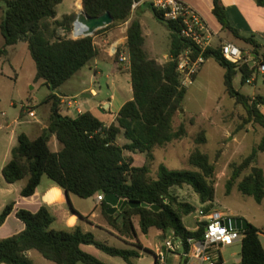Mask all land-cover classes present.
Returning <instances> with one entry per match:
<instances>
[{
	"label": "trees",
	"instance_id": "trees-1",
	"mask_svg": "<svg viewBox=\"0 0 264 264\" xmlns=\"http://www.w3.org/2000/svg\"><path fill=\"white\" fill-rule=\"evenodd\" d=\"M143 0H83V7L90 17H98L109 12L114 23L98 30L95 35L127 22L135 3ZM264 7V0H254ZM63 0H7L6 11L1 23L5 47L20 42L27 43L28 50L36 66L35 81H43L50 94L44 103L51 104L49 126L36 139L31 140L22 133L18 144L11 151V159L4 166L2 175L7 183H16L27 178L21 191L23 197L35 194L44 176L62 188L67 195L73 194L89 199L99 194L115 195L119 199L146 202L159 205L163 210L155 212L148 208L126 206L122 211L110 214V205L104 198L101 202L102 214L109 227L120 237L136 240V222L144 234L151 228L169 231L186 241L199 237L201 232L189 230L183 218L196 212V207L182 202L173 195L171 189L189 185L198 194L201 203H210L211 210L216 196V167L210 157L200 150L194 151L189 163L196 169L170 170L160 165L156 179L149 178L150 163L134 166L132 157L125 152L146 154L148 161L154 160V149L165 146L173 140L182 139L187 130L181 125L174 130L173 122L177 112L183 110L187 88L182 86L177 59L187 49L194 52L200 49L181 36V28L176 22L166 21L163 12L149 4L155 18L164 23L171 35V60L159 64L150 59L145 51V38L138 20H134L127 30V51L130 57V74L133 98L120 109L116 121L110 126L95 117L91 112H83L77 117L65 115L61 110V98L55 93L76 73L86 67L98 55L94 36L72 39L61 36L58 30L71 33L76 15H65L56 20L57 7ZM213 14L222 29L234 38L252 48L257 61L264 63V48L254 37H244L232 26L222 0H213ZM207 60L213 58L225 69L224 84L226 93L237 103L242 104L250 117L264 127V114L259 106L264 105V96L250 99L234 86L238 73L242 84L255 76L256 67L241 66L227 61L219 48H208L204 54ZM118 61V60H116ZM119 62L121 60L119 59ZM197 75L194 76V80ZM123 134L128 141L120 146L117 141ZM55 136L61 144L58 152L52 151L50 142ZM205 142V137L200 140ZM264 153V135L261 142L239 166L233 169L227 182V192L231 193L237 180L247 169L256 165L258 154ZM239 191L253 197L257 203L264 199V173L252 170L238 183ZM14 204H8L0 214V227L13 212ZM17 217L25 224L21 233L0 239V263L33 264L27 257L31 249L39 251L46 259L56 264H106L97 257L82 250V245H93L104 253L120 257L128 264L140 258L142 246L135 249H122L97 240L93 232H86L81 226L70 230L52 228L55 217L45 206L36 213L25 209L17 211ZM87 219V218H84ZM242 264H264V247L260 239L261 230L251 223L243 230ZM186 259L185 263H188Z\"/></svg>",
	"mask_w": 264,
	"mask_h": 264
},
{
	"label": "rangeland",
	"instance_id": "rangeland-1",
	"mask_svg": "<svg viewBox=\"0 0 264 264\" xmlns=\"http://www.w3.org/2000/svg\"><path fill=\"white\" fill-rule=\"evenodd\" d=\"M6 2L7 0H0V26L7 8ZM80 2L81 0H63L57 7L59 17L62 19L64 14L70 13L72 8L77 14L80 10H82L83 13L82 2ZM79 3L81 4V8L78 7ZM216 23L219 24L217 19ZM149 24L158 36L157 39L154 40L151 34L148 33L147 49L150 53V57H154L152 53L153 42L156 44L155 53L162 56L164 54L170 55L171 35L168 27L159 20L149 21ZM74 29L75 26L73 25V31ZM212 29L218 31L217 25L212 26ZM58 32L61 36L73 37L72 32L66 34L63 29L58 30ZM220 34L223 35L224 33ZM80 37L82 36L77 38ZM224 40H226L225 37L221 42H218L215 48H219L221 44L224 43ZM235 42L242 50L252 51V49H248L249 47H247L245 43L239 41ZM4 47L5 40L0 28V51H2ZM123 52L124 48L122 47L116 50V53H111L113 55L112 61H119ZM170 60L171 58L169 56L166 62ZM203 66V69H201L202 72H199L200 74L198 73L199 76H197L192 84H186L184 82L185 77H180L182 86L187 88V94L183 102V110L176 113L173 126L174 130H179L180 126L184 125L187 130L186 136L182 139L173 140L165 146L156 147L154 149V160L151 162L147 160L146 154L143 153L126 151L125 155L127 158H133L134 166L141 167L149 162L151 170L149 178L156 179L158 169L162 164L170 170L195 171L196 169L189 163V157L194 151L200 150L210 157V161L216 167V196L212 208L226 211L230 214H246L250 219H255L258 221L257 223L262 225L264 223V207H260L254 198L244 196L237 188H234L231 193H228L227 178L232 176L233 169L242 164L245 158L252 153L253 149L259 145L264 135V127L256 123L250 117L247 109L242 104L237 103L235 99L231 98L226 93L224 84L225 69L213 58L207 60ZM85 72H87L86 77L80 78L79 75L75 76L68 81L67 87L63 85L60 90L63 91L61 95H67L71 91L70 93L76 95L81 102L85 103L83 106L85 111L91 110L103 121L107 119L105 110L98 106L102 100L112 99V111L117 112L123 104L133 97L129 73L123 70L112 72L111 69L106 68L103 71L97 72H100V74H98V79L92 83V88L102 91L100 92V96H93L88 99L89 103H87L86 99L81 98L83 94L81 92L82 89L91 84L87 68H84L81 74L85 75ZM115 73L118 74L113 75ZM35 75L36 66L28 50L27 43L20 42L17 45L9 46L5 53L0 54V126H4V128L0 129V169L12 145L9 141L14 128L5 127L7 126L6 122L20 117L23 112L22 106L28 101L34 100V102H37L41 106L44 103V99L51 93L48 86L45 85L43 81H35ZM234 83V86H236L235 88L250 99H255L257 96H260L255 93L264 96V77L262 75L258 76L257 83L254 81L251 85H246L243 88L240 86V75L235 77ZM253 94L255 95L252 96ZM12 103L13 105H11ZM63 112L65 115H69L70 113L68 109L63 110ZM2 113H5V115ZM21 119H25L23 115ZM114 119L113 122L111 120L108 122L107 127L116 121V118ZM16 129L19 132L22 128L16 127ZM202 137H205V142L200 141ZM16 142L17 139L13 141V143ZM127 142L123 134L119 136L117 141L120 146H124ZM53 147L55 146L52 145V149ZM255 168H260L264 172V153H259ZM250 172V168L245 170V175ZM1 173L2 172H0V175ZM171 192L173 195L177 196L180 201L191 203L196 207L195 213L183 218L184 225L187 228H195L197 225L195 218L197 209L202 208L198 194L189 185L174 187L171 189ZM73 196L80 200L85 212L88 211V213H90L93 211L94 199H81L76 195ZM101 220L102 223L105 224V220L102 217ZM157 234L158 230L155 228H152L149 234H144L141 230H138L139 241L142 245L151 247L152 249H154L159 242L160 245L164 242V237H159ZM96 235L100 241L108 240V243L112 246H123L120 241L112 238L101 230H98ZM261 241L264 243V237L261 238ZM91 248L93 253L104 255V253L100 252L95 246ZM241 250V243L225 247L223 249V256L227 261L226 264H241L237 262V259L241 258ZM148 254L146 253V260L142 261L141 264H150L151 256ZM234 254L235 256H233ZM117 260L123 262L121 258ZM168 264L172 263L168 262ZM188 264H195V262L189 260Z\"/></svg>",
	"mask_w": 264,
	"mask_h": 264
},
{
	"label": "crops",
	"instance_id": "crops-1",
	"mask_svg": "<svg viewBox=\"0 0 264 264\" xmlns=\"http://www.w3.org/2000/svg\"><path fill=\"white\" fill-rule=\"evenodd\" d=\"M152 1L153 0H143V1L138 2L137 5H134L132 15L127 22H125L119 26H116L114 28H111L110 30L101 32L98 35L94 34L95 35L94 41H95V45L97 46V49H98V55L86 67H84V68H87L89 71L88 75L90 77L91 84L89 86H85L82 89L81 92L83 94L84 93L90 94L91 95L90 98H92L93 96L94 97L100 96V94H101L100 92H102V91L101 90L98 91L97 89L92 88V83H94L98 79V76H99L98 74H100V72L99 73H97V72L101 71V70L103 71L106 68L111 69L112 72L121 71V70L127 71V73H129L130 79H131L130 57H129V53L127 51L126 43H127V30L129 28L130 24L134 20H138L141 24L143 36L145 38L144 48H145V51H146L148 57H150V55H149L150 53L147 49L148 33L151 34V36L154 38V40H156L158 37L157 34L155 33V31L150 27V24H149V21H158L155 18L152 11L149 9V4H151ZM180 1H182L183 3L189 5L191 8H193L204 19V21L208 24L209 28L215 34V37L213 40L214 46H217L218 42H221V40H223L224 37L226 40H224L223 42H232L234 44H236L235 41L242 42V41L234 38L227 31H224L219 22H218L219 24L216 23V17L213 14V0H180ZM81 2H82V6H83V0H81ZM222 2L224 4V6L226 7L228 19H229L230 23L232 24V26L234 28L238 29L242 36L254 37L255 40H257L264 48V7L259 6L254 0H222ZM83 10H84V7H83ZM78 12L79 13L77 14V12H74L73 8H72L70 13L64 14V16L75 14L76 19H77L78 15H80L82 13V10H80ZM59 18L60 17H59L58 12H57L56 20L61 19V18L60 19ZM215 25H217L218 31H214V29H212V26H215ZM219 31H220V33H224V34L221 35L219 33ZM71 32L73 33V28H72ZM67 34H70V33H67ZM69 38H71V37H69ZM72 39H78V38H74V36H73ZM155 46H156V44H155V42H153L152 43V47H153L152 53L154 54L153 55L154 57H152V58L150 57V58L157 60V62H159L160 64H164L170 55L164 54L162 56L158 53H155V51H156ZM246 46L249 47L248 49H252L249 45L246 44ZM122 47L124 48V52L122 53V56L120 58L121 62L116 61V60L112 61L113 55L111 53H112L113 49L115 48L116 50H118ZM159 56H160V59H159ZM84 68L82 70H80L78 73H76L74 75V77L78 76V75L80 78L81 77L83 78L84 76L86 77L87 72H85V75L81 74L82 71L84 70ZM201 72H202V70L200 71V73ZM118 73H121V72H118ZM118 73H115L113 75H116ZM199 74L197 76H199ZM238 75H240V86H241V88H243L246 85L252 84V83L251 84L246 83L243 85L241 73H238L236 75V77ZM195 80H193V81H195ZM257 81H258V77L256 78L255 83H257ZM234 82H235V79H234ZM64 85H65V87H67L66 85H68V81ZM234 85H235V83H234ZM61 87L55 93L61 98L62 113L65 114L63 112V110L68 109L70 112L69 116L74 117V118L77 117V115L79 114L76 111V108L81 107L82 112L83 111L84 112H87V111L91 112L95 117H97L100 121H102L105 124V126H107L108 122L110 120L113 122L115 120L114 118H117L121 107L124 105L123 104L117 112H113L112 111V105H113L112 99L102 100L98 106H99V108L101 107L102 109L105 110V116L107 119H106V121H103L98 116H96L91 110L85 111L83 109V106L85 105V103L81 102L76 95H73L72 93H70L71 91L67 95H61V93L63 92V91H60ZM64 89H66V88H64ZM255 94L262 96L259 93H255ZM255 94H253L252 96H254ZM90 98H82V99H86L87 103H89L88 99H90ZM132 98H130L129 100H131ZM45 99H44V101H45ZM11 105H13V103ZM26 105H29L32 110H35L36 118L32 119V120L31 119L29 120L26 118L21 119L22 118V114H21L20 117H16L14 120H12L10 122L5 121L7 123V126H5V127H7V128L13 127L14 129L12 130V136H11L10 141H9V143L12 144L11 149L7 152V154L5 156V159L1 165V169H0L1 171L0 172H2L4 166L10 161L11 151L14 147L17 146L18 137L20 134L24 133L31 140H34V139L38 138L44 132V130H46L49 126L51 104L43 103L40 106V104H38L37 102H34V100H33V101H28L26 103ZM259 109L264 114V105L259 106ZM2 114L5 115V113H2ZM16 127H21L22 128L21 131L18 132ZM1 128H4V126H0V129ZM16 139H17V142L13 143V141H15ZM235 140H236V138H235ZM52 145L55 146V147H53V149H52ZM50 147H51L52 151H55V152H58L61 149V144L58 142V140L55 136H53L52 141L50 142ZM258 157H259V154H258ZM255 167H256V165L253 166L251 170L253 171V168H255ZM258 169H260V168H258ZM45 177H47V176H44L42 178L41 183L38 186V188L36 189V192L34 195H32L30 197H23L21 195V191L23 190V188L27 184V178L23 179L21 181H18L16 183L10 184V183H7L5 181V179L1 173V175H0V214L4 211V209L6 208V206L8 204L13 203L14 204V210L8 216L5 223L0 227V239H6L9 237L15 236V235H17V234H19L25 230V224L17 217V211L18 210L25 209V210H28L32 213H36L37 211H39V209L41 207L45 206L49 209V211L55 217V222L52 225L53 229H55V230H70V229H74L78 226H81L86 232H93L95 234L96 238H97L96 232L98 230H101V231L107 233L112 238L120 241L123 244V246H121V247L114 246V247L122 248V249H135V244L139 243L142 246V249L140 250L141 257L132 259V264H141L142 261L146 260V257H147L146 253L147 254L149 253L151 256L150 264H155V254L160 249V242L158 244H156L154 249H152L151 247L142 245V243L139 241V237L136 240H129V239L127 240V239L120 237L107 224V221L102 214L101 203L97 202V196L89 198V199L95 200L93 211L90 213H88V211L85 212L84 209L82 208V203L80 202V200H78L77 198H74L73 194L67 195L62 188L57 186L48 177L47 178H45ZM244 177H245V172L237 180V183L233 187V189L234 188L238 189V183L240 181H242V179ZM230 178H231V176H229L227 178V182L230 180ZM238 191H239V189H238ZM244 196H246V195H244ZM247 197H250V196H247ZM201 204H202V208L197 209V211L201 210V209L206 210V208L210 205V203H205V204L201 203ZM213 205H214V203H213ZM258 205L260 207H264V199L261 203H258ZM212 209H215V208H212ZM223 212L227 213L232 218L233 217H240V218L246 219L248 221V223L253 224L254 226H256L257 228H259L261 230L260 239L262 237H264V223L262 225H260L259 223H257L258 222L257 220L250 219L246 214H243V213H231L230 214L226 211H223ZM101 217L105 220V224L102 223ZM84 218H87V219H84ZM136 228H137V232H138V230H140L138 222H136ZM151 229L149 230L148 234L150 233ZM194 229L195 228L189 229V230H194ZM157 235L159 237L163 236V232L158 230ZM97 240L100 241V239H98V238H97ZM102 242H105L108 245H110V243H108V240L102 241ZM241 244H242V242H241ZM262 244L264 247V243H262ZM92 246L93 245H82L81 248L83 251H85L89 254H92L93 256L97 257L98 259L105 262L106 264H128L122 258L121 259L123 262H120L119 260H117L120 257L110 256V255L104 253L103 251H101L99 249L98 250L100 252L104 253V255H102L100 253L95 254L91 250ZM110 246H112V245H110ZM241 253H242V250H241ZM26 255H27L28 259L33 264H56L55 262L46 259L36 249L29 250ZM233 256H235V254ZM168 262H171L172 264H182V259L177 257V256L171 255L168 258ZM237 262L242 264V254H241V258L237 259ZM226 263H227V261L225 260V258L223 256V263L222 264H226ZM0 264H4V263H0ZM79 264H84V263H79ZM184 264H186V263H184Z\"/></svg>",
	"mask_w": 264,
	"mask_h": 264
},
{
	"label": "built area",
	"instance_id": "built-area-1",
	"mask_svg": "<svg viewBox=\"0 0 264 264\" xmlns=\"http://www.w3.org/2000/svg\"><path fill=\"white\" fill-rule=\"evenodd\" d=\"M151 4L163 12L166 21L176 22L181 28V36L200 49L197 57H194L193 50L187 49L177 59L180 76L185 77L186 84H192L193 76L197 75L207 62L204 56L206 50L215 48L214 32L193 8L180 0H153ZM74 26L73 36L84 37L83 32L77 34L78 23ZM220 50L224 58L233 64H249L251 67H256L255 76L247 83H253L259 75L264 77V63L257 61L252 51H244L232 42L222 43ZM112 53H116V49ZM76 110L78 113L82 112L81 107H77ZM22 111L23 118L29 120L36 118L35 110L29 105H23ZM104 198L102 194L97 195V202L101 203ZM195 218L197 225L192 231L201 232V235L187 239L188 251L186 241L174 231H170L155 254V264H168L171 255L181 259L186 256V259L195 264H222L223 249L241 243L245 236L243 230L234 228L232 217L223 211L201 209L197 211Z\"/></svg>",
	"mask_w": 264,
	"mask_h": 264
},
{
	"label": "water",
	"instance_id": "water-1",
	"mask_svg": "<svg viewBox=\"0 0 264 264\" xmlns=\"http://www.w3.org/2000/svg\"><path fill=\"white\" fill-rule=\"evenodd\" d=\"M80 23L83 26V34L84 37L86 36H93L98 30L108 27L109 25L114 23V19L109 12L104 13L98 17H90L86 14L85 10L83 13L78 15L76 22ZM82 98H90L91 95L84 93L81 96ZM258 168H253V172L256 173ZM106 202L111 206L108 212L110 214H114L117 211H122L126 206H130L132 208L143 207L151 209L155 212H159L163 210V208L159 205H150L146 202H134V201H127L119 199L115 195H108L106 196ZM234 228L238 230H244L248 226V221L246 219L240 217H233L231 218ZM186 261V256L182 258V264Z\"/></svg>",
	"mask_w": 264,
	"mask_h": 264
},
{
	"label": "bare ground",
	"instance_id": "bare-ground-1",
	"mask_svg": "<svg viewBox=\"0 0 264 264\" xmlns=\"http://www.w3.org/2000/svg\"><path fill=\"white\" fill-rule=\"evenodd\" d=\"M80 3L78 4L79 5L78 6L79 8H81V4ZM81 32H83V26L79 23L78 26H77V34H79Z\"/></svg>",
	"mask_w": 264,
	"mask_h": 264
}]
</instances>
